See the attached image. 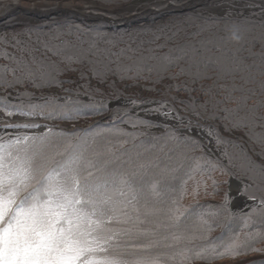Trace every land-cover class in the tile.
<instances>
[{"label":"snow or ice","instance_id":"1","mask_svg":"<svg viewBox=\"0 0 264 264\" xmlns=\"http://www.w3.org/2000/svg\"><path fill=\"white\" fill-rule=\"evenodd\" d=\"M106 2L118 4L120 0ZM247 7L258 8L252 15L264 16V0H260L259 5L249 2ZM200 30H204L203 26ZM180 31L182 29L173 23L171 27H158L147 42L134 40L131 36L125 41L123 37L114 39L101 32L56 24L47 33L30 29L27 33L21 31L0 36V41L7 42L19 53H3L14 64L0 71V81L6 87L25 84L43 90L74 83L58 79L66 71L79 72V79L85 81L76 90L64 89L69 93L67 96L44 95L42 92L27 103L21 100L20 93L7 97L5 99L19 101L4 105L2 110L9 119L18 116L33 121L60 119L74 122L81 116L105 117V113L108 114L87 130L61 129L58 134H53L48 124L35 122L3 126L5 136L0 137V264H190L192 259L235 257L242 252L257 251L250 247L247 238L240 240L235 235L228 239L222 235L216 241H209L205 233L211 231V227L205 214L181 209L178 203L184 185L192 179L191 169L163 164L159 155L149 157L148 153L158 151L163 153L165 160L171 161L173 153L182 146L199 148L208 155V172L219 168L239 183L251 181L244 194L250 201L259 199L264 206V195L259 198L255 195L256 191L264 193V164L246 158L241 165L243 175L238 176L219 161L212 160V149L196 138L204 133L210 143H228L220 137L218 128L198 123L212 120L223 121L224 131L229 133L247 129L244 134L259 142L262 134L252 130L257 119L264 120L255 114L260 102L247 109L245 116H238L236 114L250 98L248 95L237 98L236 108H221L220 105L232 99L231 91L244 92L243 88L234 87L228 90V95L215 100L211 89L201 86L202 95L197 98L191 96L195 88L187 84L164 85L165 79L176 77L162 75L178 61L187 60L188 66L181 68L180 74L191 76L193 83L209 78L200 69L213 64L218 72L240 73L244 83H254L257 75L264 76V54L259 63L254 60L245 65L234 61L226 68L220 60L204 58L202 51L191 45H177L162 57L153 55L151 48L141 52L145 43L153 44L160 38L170 43ZM141 34H146V30H141ZM133 42L137 47L131 46ZM119 43L126 46L117 48ZM164 46L160 44L157 48ZM130 52L134 55L129 56ZM37 53L41 55L37 56ZM51 56L69 64L61 69ZM126 60L131 63H125ZM72 62L87 67L72 69ZM192 68L196 69L195 73ZM8 72L13 75L12 81L5 80ZM142 72L157 73L154 84L188 92L187 98L178 100L183 108L177 109L167 100L122 101L116 85L127 87L126 82L131 79L134 81L132 86L139 87L135 82L141 79ZM105 87L111 90L112 99H95L97 95H104L102 89ZM259 87L264 91V81ZM247 91L255 94L253 89ZM146 104L148 107H144ZM181 112L185 114L181 115ZM148 117H160V122ZM140 128L161 131L158 136H150L153 143L145 147L143 141L136 142L137 137L148 135L137 131ZM10 129L36 131L12 135ZM129 143L131 147L125 148ZM257 155L264 158V152ZM221 156L228 154L223 152ZM228 161L231 165L232 157H228ZM154 171L160 176L162 190L158 191L156 184L150 189L146 187L145 178ZM181 171L183 175H179ZM177 180L180 195L174 186ZM215 188L213 183L214 191ZM250 215L244 216L245 223ZM231 218L230 215L227 217ZM193 239L205 241L195 253L187 247Z\"/></svg>","mask_w":264,"mask_h":264},{"label":"trees","instance_id":"2","mask_svg":"<svg viewBox=\"0 0 264 264\" xmlns=\"http://www.w3.org/2000/svg\"><path fill=\"white\" fill-rule=\"evenodd\" d=\"M106 2V0H96ZM130 0H127V3ZM192 12H186L183 16L184 19L181 21L175 22L177 27L182 29L179 32V35L172 40L170 43L166 42L164 38L157 39L155 43L148 44L145 43L141 48V52L143 49L151 48L153 49V55L156 56H164L165 54L169 53L170 49H175L177 45L187 46L191 45L195 48L202 51L204 58L211 59L213 61L220 60L223 65L227 67H231L234 61H240L245 65L252 64L255 60L257 63L260 62V56L264 54V18H246V17H205L199 14H191ZM170 17V16H166ZM172 17V16H171ZM199 17V18H198ZM152 18H149L148 24L144 27H130V28H120V29H108L105 23L99 21L89 24L88 26L84 27L83 30L85 31H92V32H101L105 36L119 39L123 37L125 41H129L130 36L137 41H149L152 39V32L156 30L158 27H162L161 24H154ZM75 20H72L70 17H66L60 20H56L51 24L45 26L42 32L47 33L48 28H55L56 24L64 25V26H72L75 27L76 24ZM77 25V24H76ZM172 26V25H171ZM170 26V27H171ZM201 26H203V31L200 30ZM35 30L40 29L42 27H34ZM76 28V27H75ZM141 30H146V34H141ZM239 36V39H234V37ZM87 38V37H85ZM163 44L165 45L163 48H157V45ZM126 45L123 43L117 44V48H123ZM133 48L137 47L136 43H131ZM115 50V49H114ZM70 54V53H69ZM147 55L148 53H144ZM41 53H37V56H40ZM129 56H133V53H128ZM50 59L57 61L59 67L64 69L66 64H69L68 61L61 62L60 58H52ZM199 59V57H198ZM10 64L11 61L7 59ZM125 63H131L130 60L124 61ZM150 64H155L156 61H149ZM188 61L181 60L176 63L175 66L170 67L167 71L163 72L162 75L164 77H176L175 79H165L163 81L164 85L171 84L181 85L187 84L196 89V91L191 92L192 97L200 98L201 93V86L205 88H210L212 92V96L215 100H220L221 98L228 95V90L232 88H243L245 91H231L232 99L226 101L225 103L221 104V108H229L233 109L237 107V98L241 97L242 95H248L250 98L247 100L246 104L243 106V109L238 112L236 115L238 116H245L247 114V109L252 108L254 104L259 103V106L256 107L255 114L257 117H264V91H262L259 87L260 82L264 81V76L257 75L255 77L254 83H244L241 80L240 73H232L229 74L228 72H218L217 67L215 64L207 67L206 69L201 67L200 71L204 74V76L209 78H201L192 82V77L189 75L180 74L181 68H187ZM70 67L72 69H86L85 66H81L78 63L72 62L70 63ZM0 71L1 68H0ZM191 71L195 73L196 69L192 68ZM73 72V77L70 75L68 78L69 81H73L72 83V90H76L79 88V85L84 84L85 81L79 79V72L77 71H66L64 72ZM11 73V72H8ZM7 73V74H8ZM5 76V80L12 81L13 75H8L10 78ZM141 79L136 81L135 83L139 84V87L132 86L134 81L129 79L127 83V87L123 84L116 85V91L120 93V97L123 99H134L138 100L140 96L146 95L148 100H167L169 103H172L173 106L177 109H182L183 105L178 103L179 99H185L188 97L189 93L186 91H179L177 92L174 88L169 89L162 86L160 83H152L157 79V73L153 72L149 75L148 72L140 73ZM60 78V76L58 77ZM94 80V79H93ZM92 84L95 85L96 81ZM1 87H5V84H1ZM18 86V85H16ZM13 87L11 89H15L16 91H20L19 88ZM152 88V91H148L146 89ZM37 89V88H36ZM133 91H132V90ZM248 89L255 90V94L253 95L251 92H248ZM38 90V89H37ZM40 90V89H39ZM81 92H84V89H79ZM130 90V91H129ZM104 92L103 96L97 95L95 99L97 100H111L112 96L110 95V89L105 87L102 89ZM26 91H24L25 93ZM176 97V100H172L171 98ZM184 112H181V115H184ZM108 114L105 113V117ZM99 115H87L81 116L80 118H88L90 120H94L95 122L92 124L96 125L98 121L102 118ZM60 120V119H59ZM58 121V120H56ZM198 123L202 125H211L213 129H219V135L223 140L228 141V143H222L225 147V150L228 154L227 161L224 163L222 160L212 159L215 161H219L220 164H223L228 168L229 171L236 173L238 176H242L243 173L241 172V165L246 162V158H250L252 161L256 163L264 164V158L261 155H257V153L264 152V120L257 119L256 120V127L252 130L257 134H262V138L259 142L254 139L249 138V136L245 135V131H234V132H226L224 131L223 121H212V120H200ZM78 129V128H77ZM89 128H86L87 130ZM160 134V133H159ZM159 134H151L147 136H143L139 138L136 142L140 143L141 141L144 142V146L147 147L148 145L152 144L153 141L149 139L150 136H158ZM125 148H130L131 143L126 144ZM142 150V149H141ZM164 151H168V149H164ZM153 155H159L161 157L163 164H171L173 167H178L183 165L184 169H191L192 172H198L204 175H210L207 171V161L208 156L205 155L199 148L193 149L190 145L182 146L177 152L173 153V159L171 161L165 160L163 157V153L160 152H150L148 156L151 157ZM179 157V158H178ZM204 157V159H201ZM228 157H232V163L229 164ZM261 160V161H260ZM154 173L156 175L153 180L148 181L147 177ZM150 173L146 178V187L151 188L152 184L157 185V190H162V186L159 184L160 176L157 172ZM226 173V172H225ZM227 174V173H226ZM179 175H183L181 171ZM248 185H251V181L245 180ZM218 188H215V193H220L221 196H224L226 193V183L221 182L218 184ZM177 188V195L179 194V180L176 181L175 185ZM223 186V187H221ZM249 191H252L250 188ZM255 195L259 198L260 196L264 195V193L256 191ZM180 196L178 203L180 208L182 209H190L195 213H203L205 217L209 219V225L211 227V231H207L205 233L207 239L209 241H216L217 238H220L222 235L224 239H228L229 237L235 235L236 237L242 232L243 230V218L247 214H240L236 216H231L228 213L227 207L222 203H214L211 204L206 201H197L195 203H191L190 205L183 206L181 203ZM259 201V199H257ZM260 202V201H259ZM195 205H199V207H194ZM212 205V206H210ZM261 209H264L261 208ZM260 209L259 217L257 214H250V223L249 225L250 230L258 229L259 231L264 230V211ZM216 212V213H214ZM213 213V214H211ZM256 213V212H254ZM232 218L229 220L227 219L228 216ZM217 230V233L214 236L209 237L208 235L213 231ZM264 242V236L259 234L256 238H254L250 243V247L253 246H261ZM205 243V241L200 239H193L191 243L187 244L193 253L200 250L201 246ZM140 254V253H137ZM242 258L238 259L236 262H224L220 261L218 257H214L211 259H192L190 264H264V248L260 249L259 251H247L246 253L242 252Z\"/></svg>","mask_w":264,"mask_h":264},{"label":"rangeland","instance_id":"3","mask_svg":"<svg viewBox=\"0 0 264 264\" xmlns=\"http://www.w3.org/2000/svg\"><path fill=\"white\" fill-rule=\"evenodd\" d=\"M9 1H11V0H0V15L4 11L3 5ZM17 1L26 4V6L28 8H33V9H37V10H41L44 8H51L53 6L63 8V4H66L65 7L69 11L59 12L58 14L50 17L49 19H51V20H49V19L36 20V19H32L28 15H23V14L16 12V13H14L13 17L11 19H9V21L6 20L5 22L0 23V36H4V35L11 36L13 33H20L21 31L27 33L30 29L35 30L34 27H42L40 29H37V30L41 31V30H44V28H46L45 26L51 24L52 22H55L56 20L63 19L66 17H70L72 20H75L76 22H78L77 18H80V17L77 14L81 12L80 3H83L85 6L93 7L95 9H99V10H103L106 13L111 14V15H115L117 17H125V15L127 13H131V11H133V10H136L135 12H138L140 10L146 9L149 7L150 3H152L153 1H158V0H130V1H128V3H127V0H120V3H118V4L117 3H107V2H102V1L100 2V1H96V0H17ZM249 2H253V3L259 5L260 0H246V5L244 8H234V9L227 11L223 14H214V13H211L208 11H203V10H199V11L198 10H192L189 12H192L193 14H199V15L202 14V16H205V17H246V18H259V19L264 18V16H261V15H255V16L252 15L254 10L258 11V8L252 9V8L247 7V4ZM180 13H182V12H178L176 10L164 11L162 13H148L146 15L147 17L145 18L146 21L143 19V21L137 20L134 22H135V24L146 22L144 24V27H145L148 24L149 18H152V20L154 21L153 22L154 24H161L162 27H164V26L170 27L173 23H175L177 21H181V19L182 20L184 19L183 15H180ZM159 15H162V16H159ZM167 15L170 17H166ZM155 16H157V17L155 18ZM153 17L155 19H153ZM52 18H54V19H52ZM91 22L92 21H88L85 23L78 22V23H76L77 25L76 24H74V25L76 28H80L81 30H83L84 27L91 24ZM111 24H113V23H111ZM106 27H108L110 29H114L110 25H106ZM48 29L52 30V28H48ZM70 39H74V37L70 38ZM5 52H7L9 55H18L19 54L17 52L16 48L10 46L7 42L0 41V68H1V70H3L4 67L10 68V67L14 66L12 60L9 59L11 61V64H10V62L4 57L3 53H5ZM52 58L58 59L59 57L52 56ZM60 60H62V58H60ZM8 75L11 76L12 73L7 74V77L10 78V76H8ZM70 75L73 77V75H74L73 72H67L65 74L63 73L62 75H60V78H62L60 80L61 81H69L68 78H64V77H69ZM94 81L95 80H93V82ZM1 84H4V82L0 81V85ZM16 88H19L20 91L18 92L15 89L5 88V87L0 86V114L5 118H8V117L2 110L4 105L5 104H15V103L19 102L16 100L5 99V98L15 97L17 93H20L21 94V100L24 101V103H27V102H29V99L31 97H33V96L39 97L42 94V92L44 95H47L49 93H54L56 96H67V95H69V93L65 92L64 89L72 88V83H63L60 86L45 88L43 90H39V89L37 90L36 88L31 87L29 85H25V84H19L18 86H16ZM24 91H26V92L24 93ZM121 100L126 101V100H131V99L121 98ZM140 100L155 101V100H148L146 95L140 96V98L137 101H140ZM144 107H148V105L146 104V105H144ZM141 115H143V113H141ZM14 118H19L20 122H10V120H7L5 122H0V127L4 126L5 124L35 122V123H40V124H48L53 129V134H58L61 129H66V130H71L72 128L86 129V128H89L90 126H92V124L95 122L93 119L90 120L88 118H78L74 122L73 121H67V120H59V119L47 120V121L37 119V120L33 121L30 118H23V117H18V116L14 117ZM103 119H105V118H102L101 120H103ZM148 119L160 122V117H148ZM56 120H58V121H56ZM93 130H95V129H93ZM127 130L132 131V129H130V128H128ZM137 131L147 132L148 135H151V134H159L161 130L140 128V129H137ZM205 131H207V129H205ZM30 134H32V133H30ZM77 134L79 135L80 133H77ZM141 137H143V136L137 137V140ZM196 138H198V137H196ZM198 139L206 148L212 149V152L210 154L211 158L215 157L214 159H218V160L220 159L224 163L227 161L226 156H221V153L226 152L225 147L222 143L217 145L215 142L209 143V139H206V138L205 139L198 138ZM205 155H207V154H205ZM209 174L210 175H204V174H200L198 172H192V179H189L187 181L186 185H184V191H183V195L181 198V203L183 206L190 205L191 203H195L197 201H206V202H209L211 204L222 203L227 207L228 213L231 216H236V215H240V214H249V213L254 211L256 213L253 212L252 214H257V216L259 217L258 213H259L260 209L263 208L264 206H262V205H260L259 207L248 206L247 208H243L242 204L240 202H238V199H237L238 196H242V197L245 196V194L243 192V190H244L243 185H241L237 180L233 181L232 179H230L229 176L225 172H221L219 168H217L214 171H211ZM155 176L156 175H154V173H152L147 177V180L151 181L154 179ZM225 181H228V182L226 183V193L224 194V196H221L220 193H215L214 189H213V183H215L216 188H218V186H219L218 184H220L221 182H225ZM232 184H236V185H234V187L232 188ZM221 187H223V186H221ZM194 190L196 192L195 195H194ZM245 197H247V196H245ZM226 201H227V205L225 204ZM210 206H212V205H210ZM214 213H216V212H214ZM211 214H213V213H211ZM251 224H252V222L250 223L249 219L245 223V220L243 218V225H242V227L244 226L242 229L243 231L240 232V234L237 236V238H239L240 240H244L245 238H247L248 243H250L259 234L264 236V230H262V231H259L258 229L250 230L249 225H251ZM216 233H217V230H213L208 236L209 237L214 236ZM252 248L257 249L259 251L260 249L264 248V242H263V245H261L259 247L253 246ZM242 257H243L242 254H240V255L235 256V257L229 256V255H224V256H221L218 258L220 261H224V262L228 263V262H236L238 259H240Z\"/></svg>","mask_w":264,"mask_h":264},{"label":"bare ground","instance_id":"4","mask_svg":"<svg viewBox=\"0 0 264 264\" xmlns=\"http://www.w3.org/2000/svg\"><path fill=\"white\" fill-rule=\"evenodd\" d=\"M65 5L66 4H63V8L53 6L51 8H44L41 10H37L33 8H28L26 4L21 3L17 0H11L3 5L4 11L0 15V23L5 22L6 20L9 21V19H11L14 13L16 12L23 15H28L32 19H36V20L49 19L50 17L58 14L59 12L69 11L68 9H66ZM245 5H246V0H158L150 3L149 7L146 9L140 10L138 12H135L136 10H133L131 11V13H127L125 17H117L115 15L108 14L103 10L85 6L83 3H80L81 12L78 13L77 15H79V17L81 18L85 17L89 21H98L102 19L108 21L109 23H113L118 27L126 28V27H131L133 24H135L134 21L137 20L143 21V18L148 13H162L164 11H171V10L191 9L198 11L199 10L208 11L214 14H223L234 8H244ZM142 23H137V24H142ZM7 120H10V122H20L19 118L6 119L2 115H0V122H5ZM8 131L12 135H16L19 133H26L35 130L10 129ZM4 136H5V131L3 130V126H2L0 127V137H4ZM198 138L209 139V137H207L204 133H200L198 135ZM234 185L236 184H232V188L234 187ZM237 199L238 202L242 204L243 208H247L248 206L255 205L252 201L247 200L242 196H238Z\"/></svg>","mask_w":264,"mask_h":264},{"label":"water","instance_id":"5","mask_svg":"<svg viewBox=\"0 0 264 264\" xmlns=\"http://www.w3.org/2000/svg\"><path fill=\"white\" fill-rule=\"evenodd\" d=\"M183 10H191V9H183ZM176 11H182V10H176Z\"/></svg>","mask_w":264,"mask_h":264},{"label":"clouds","instance_id":"6","mask_svg":"<svg viewBox=\"0 0 264 264\" xmlns=\"http://www.w3.org/2000/svg\"><path fill=\"white\" fill-rule=\"evenodd\" d=\"M234 39H238V37H234Z\"/></svg>","mask_w":264,"mask_h":264}]
</instances>
